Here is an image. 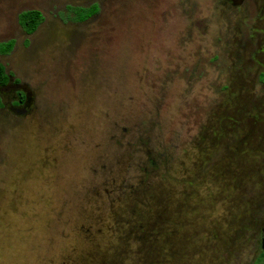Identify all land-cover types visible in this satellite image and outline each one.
<instances>
[{"label":"rangeland","instance_id":"374dc122","mask_svg":"<svg viewBox=\"0 0 264 264\" xmlns=\"http://www.w3.org/2000/svg\"><path fill=\"white\" fill-rule=\"evenodd\" d=\"M214 1L0 0V63L30 93L20 115L0 94V264H257L238 194L248 165L264 182V41L234 16L264 28L263 0Z\"/></svg>","mask_w":264,"mask_h":264},{"label":"flooded vegetation","instance_id":"af4514ba","mask_svg":"<svg viewBox=\"0 0 264 264\" xmlns=\"http://www.w3.org/2000/svg\"><path fill=\"white\" fill-rule=\"evenodd\" d=\"M255 1L256 0H215L214 3L219 8H223V7L237 8V9L244 8V11H245L244 14L248 15L249 9H250V3L255 2ZM260 9L261 10H259V15H262V20L264 21V0H263V4L260 6ZM236 15L237 16H234V17H236V19H238L237 22L239 23V27L242 28V26H244V28H245L244 31L243 30L238 31V33H240L241 39L251 37L253 40L255 38H258V39L261 38L264 41V28H259L258 26L254 25L255 23H259V22L255 21L256 18H258V16H256L255 18H250L249 16H244L243 14H236ZM18 16H17V23H18ZM40 23H39V25H40ZM250 23H252V24L250 25ZM18 25H19V23H18ZM38 26H37V28H38ZM19 27H21V26L19 25ZM32 33H30V34H32ZM238 41L239 40L234 41L235 45L238 44ZM0 44H3V43H0ZM237 49H238V47H237ZM6 54H8V53H6ZM6 54L0 53V55H6ZM254 56H257V57L259 56L260 58L262 57L263 61L260 59H254ZM248 61L251 62L252 64L254 63L253 66L258 68L257 83L264 85V42H263V45L260 44L258 50H255V52L252 53V55L250 54V58L248 59ZM0 65L3 66L5 74L8 76V81L3 86H0V94H2L3 92L11 91L8 89L9 85H11V87H16V86L20 87L19 90L24 92L25 95L27 96V98H29L30 93L27 90V88L21 84L20 79H18V78L13 79V76L9 72H7L5 65L3 63H0ZM236 77H238V75H236V74L233 75L232 81H230V83L237 87V86H239V83L235 79ZM237 83H238V85H237ZM226 88H229L228 84H227ZM23 89H24V91H23ZM11 92L13 94H15L14 91H11ZM14 97H15V95H14ZM235 97H234V99H232V102L235 101V99H236ZM0 100H1L2 104H4L1 95H0ZM239 105H241V104H239ZM4 106H5V104H4ZM237 108L238 107L235 104L233 107H229L228 109L231 110V112L233 110L236 113ZM241 108H242L241 109L242 112L245 111L243 109V107H241ZM236 114H238V113H236ZM235 119L236 118H233L231 116H229V118H228L229 121H232ZM256 120L258 122H261V119H259V118L258 119L256 118ZM229 126H230V130L233 131L234 123L229 122ZM250 137H251V135L248 132H245V134L242 136L241 139L239 138V140L244 141V144H245L247 142H250V140H249ZM239 140L236 142H239ZM258 142H263V140L259 139ZM263 144L264 143H259L256 146L257 148H259V150H257L258 152L251 151V153H259L260 154L261 159H262V160L260 159L261 164H262V168H263L262 172L264 173V145ZM232 148H234V147H232ZM233 151H234V149L230 150L229 154H232ZM228 157H229V155H228ZM228 164H229V162H228ZM246 167H247L246 168V175H247L246 180L254 179L256 185L254 186V189H251V190L249 189L248 191L246 190V191L241 192L240 196L238 194V197H240V200L242 202H244V203H240L242 205V207L248 208V211H249L248 221H247L245 227L247 228L248 231L249 230L253 231L254 236H252V237L255 238L256 243H257L258 248H259L258 256L255 260L256 261L255 263L264 264V182H261L259 184V182L261 181V178L255 177L256 176L255 171H257V173H259L260 169L256 170V167H251L250 165H248ZM232 168L233 167L230 166L231 170H232ZM238 197H236V198L238 199ZM253 213H256L257 216H253Z\"/></svg>","mask_w":264,"mask_h":264},{"label":"trees","instance_id":"16d2710c","mask_svg":"<svg viewBox=\"0 0 264 264\" xmlns=\"http://www.w3.org/2000/svg\"><path fill=\"white\" fill-rule=\"evenodd\" d=\"M97 10H98V7L96 4H92L84 8H71V12L73 14L71 17V20L74 23L85 22L86 20L93 17L96 14ZM41 21H42V15L37 10L24 11L18 16V23L26 34L32 33L37 28V26L39 25ZM12 47H13V41H8L6 43L0 44V53L2 54L9 53ZM7 81H8V76L5 74L3 66L0 65V86H3ZM16 88L17 86L11 87V85H9L8 87L9 90L15 92L14 95L16 97L15 98L16 101H14L13 103L14 105H12L10 109L13 114L20 115V114L25 113L26 108H17V107L21 105H25L27 101L29 100V98H27L24 92L20 91L19 89L17 90ZM3 107H4V104H2L0 100V109H2ZM149 166L152 167L151 162H149ZM130 197H132V195H130ZM136 226L138 228L135 230V232L138 231L139 234L141 233L140 236H142L144 233L143 231L145 230H140L139 228H141L143 225L140 223H137Z\"/></svg>","mask_w":264,"mask_h":264},{"label":"water","instance_id":"95a60500","mask_svg":"<svg viewBox=\"0 0 264 264\" xmlns=\"http://www.w3.org/2000/svg\"><path fill=\"white\" fill-rule=\"evenodd\" d=\"M16 89L18 90V89H20V87H17ZM23 91H24V89H23Z\"/></svg>","mask_w":264,"mask_h":264}]
</instances>
